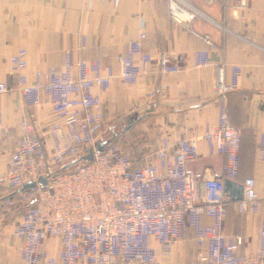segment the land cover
I'll return each instance as SVG.
<instances>
[{
    "label": "built area",
    "instance_id": "built-area-1",
    "mask_svg": "<svg viewBox=\"0 0 264 264\" xmlns=\"http://www.w3.org/2000/svg\"><path fill=\"white\" fill-rule=\"evenodd\" d=\"M246 5L247 0H231V16L238 17ZM197 12L191 0H168V16L178 24H188ZM144 36L142 30L138 38L116 45L119 75L126 85L135 84L154 63L160 73L178 70L164 53L153 57L143 51ZM54 55L55 65L44 73L36 70L29 79L23 72L27 52L19 48L9 57L15 85L0 80V97L15 90L35 110L50 107L41 121L33 115L31 120L20 118L15 146L0 149V216L15 203L24 209L13 228L21 242V264H154L159 253H168L173 242L183 239L187 228L194 232L195 257L201 264H264V200L256 193L253 177L240 182L242 198L236 206L239 212L259 215L256 251L237 253L242 237L222 231L231 201L224 182H236L239 174L242 132L230 123L226 108L238 67H231L229 80L222 66L216 68L214 125L206 124L202 135L179 139L174 149L162 137L153 160L136 166L110 138L100 97L93 91L108 89L115 76L112 65L74 58L67 48L56 49ZM207 63L206 53L199 52L196 66ZM149 95L164 97L165 86ZM2 131L7 136V129ZM102 141L107 142L99 152L96 147ZM202 141L207 155L220 156L222 164L220 175L203 172L195 204L185 163L203 157ZM257 146L264 161V133ZM88 153L91 158L82 159ZM53 238L59 241L56 252L47 244Z\"/></svg>",
    "mask_w": 264,
    "mask_h": 264
},
{
    "label": "crops",
    "instance_id": "crops-1",
    "mask_svg": "<svg viewBox=\"0 0 264 264\" xmlns=\"http://www.w3.org/2000/svg\"><path fill=\"white\" fill-rule=\"evenodd\" d=\"M191 2L197 16L188 24H178L168 16V0H0V80L15 85L9 57L19 48L27 52L23 72L29 79L36 70L44 73L55 65L54 52L59 48L70 49L74 58L112 65L115 76L108 89L94 87L93 91L100 97L110 138L134 165L143 166L153 160L162 137L174 149L179 139L202 135L206 124L216 123V68L222 66L229 80L231 67L236 66L237 85L226 99L228 119L242 132L236 182L253 177L256 193L264 200V161L258 158L257 146L264 133V0H247L238 17L230 14L231 0ZM142 30L143 51L153 57L164 53L178 70L160 73L154 63L135 84L126 85L119 75L116 45L138 38ZM199 52L206 53V65L196 66ZM161 84L165 96L151 97L149 93L159 91ZM49 114V105L35 110L15 90L2 95L0 149L15 146L20 118L31 120L33 115L41 121ZM199 147L202 156L209 157L203 141ZM214 165H219V159ZM204 171L213 172V166H205ZM23 210L15 203L7 215L0 216V264H21V242L13 228ZM258 223V214L239 212L232 199L227 203L222 231L242 237L237 253L256 251ZM47 244L51 252L59 249L57 239H48ZM197 250L194 232L187 228L183 239L173 242L168 253H159L154 264H201L195 257Z\"/></svg>",
    "mask_w": 264,
    "mask_h": 264
},
{
    "label": "water",
    "instance_id": "water-1",
    "mask_svg": "<svg viewBox=\"0 0 264 264\" xmlns=\"http://www.w3.org/2000/svg\"><path fill=\"white\" fill-rule=\"evenodd\" d=\"M107 141H102L97 144V151H102L104 145ZM91 158V153L84 156L82 159L89 160ZM215 159H219V165H214ZM221 158L209 156V157H199L187 160L185 163L186 170L190 174V180H191V187H192V195H193V201L195 204L199 203V181L203 175L204 167L207 165L213 166V172L215 175H220L221 173ZM225 189L229 192L231 195V199L234 201H238L242 198V186L240 183L231 181V180H225L224 182ZM28 185H25L27 187ZM31 186V185H29Z\"/></svg>",
    "mask_w": 264,
    "mask_h": 264
},
{
    "label": "rangeland",
    "instance_id": "rangeland-1",
    "mask_svg": "<svg viewBox=\"0 0 264 264\" xmlns=\"http://www.w3.org/2000/svg\"><path fill=\"white\" fill-rule=\"evenodd\" d=\"M108 134H109V130H108ZM117 146H118V145H117ZM118 147H120V146H118ZM120 148H121V147H120ZM121 149H122V148H121ZM88 154H89V153H88ZM88 154H87V155H88ZM40 182L43 183V182H44V178H40ZM26 185H28V186L31 185V182L27 183Z\"/></svg>",
    "mask_w": 264,
    "mask_h": 264
}]
</instances>
